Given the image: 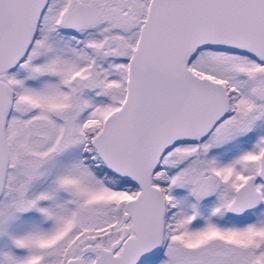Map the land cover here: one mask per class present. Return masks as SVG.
Listing matches in <instances>:
<instances>
[{
    "label": "snow or ice",
    "instance_id": "1",
    "mask_svg": "<svg viewBox=\"0 0 264 264\" xmlns=\"http://www.w3.org/2000/svg\"><path fill=\"white\" fill-rule=\"evenodd\" d=\"M0 264H264V0H0Z\"/></svg>",
    "mask_w": 264,
    "mask_h": 264
}]
</instances>
